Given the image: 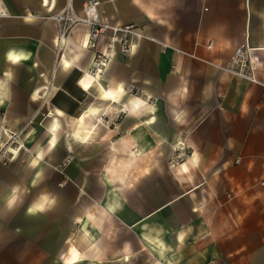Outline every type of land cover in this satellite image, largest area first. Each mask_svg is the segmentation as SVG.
<instances>
[{
  "label": "crops",
  "instance_id": "crops-1",
  "mask_svg": "<svg viewBox=\"0 0 264 264\" xmlns=\"http://www.w3.org/2000/svg\"><path fill=\"white\" fill-rule=\"evenodd\" d=\"M1 1L0 264H264V0Z\"/></svg>",
  "mask_w": 264,
  "mask_h": 264
},
{
  "label": "built area",
  "instance_id": "built-area-1",
  "mask_svg": "<svg viewBox=\"0 0 264 264\" xmlns=\"http://www.w3.org/2000/svg\"><path fill=\"white\" fill-rule=\"evenodd\" d=\"M100 4V0H87L83 8V14L81 15L74 10L72 0H69L67 8L53 16L58 26L57 46L59 49L64 45L69 34L76 26L86 25L89 27V34L86 41V44L89 47L96 46L101 36L106 31L112 30L113 32H119L122 34L120 38L122 51L127 53L132 50V38L134 36H141L137 31L136 26L133 24L115 26L107 21H101L99 15ZM6 15L5 7L0 0V23ZM113 44L114 38L109 40L105 50L96 52L92 69L93 75H98L113 58ZM232 63L238 66L237 72L240 75L249 78L251 81L257 82L255 73L256 64L251 59V48L247 44L242 45L235 50L232 56ZM7 134L9 137L6 144L16 142L19 136L17 132H7ZM187 154L188 152L186 150L179 151L173 157L172 164L179 163L187 156ZM12 155H14V153ZM261 184L264 185V179L261 181Z\"/></svg>",
  "mask_w": 264,
  "mask_h": 264
}]
</instances>
